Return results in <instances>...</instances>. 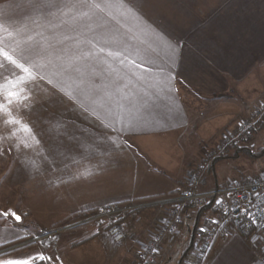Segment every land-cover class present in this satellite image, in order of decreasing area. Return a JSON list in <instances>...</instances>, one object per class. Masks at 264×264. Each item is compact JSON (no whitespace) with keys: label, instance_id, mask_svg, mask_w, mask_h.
<instances>
[{"label":"crops","instance_id":"crops-1","mask_svg":"<svg viewBox=\"0 0 264 264\" xmlns=\"http://www.w3.org/2000/svg\"><path fill=\"white\" fill-rule=\"evenodd\" d=\"M79 7L77 0H0V34H5L4 29L8 28L13 35L19 33L17 39L35 37L42 50H47V58H52L50 61H55L53 65L59 70L58 59L67 55L65 51L77 50L79 47L87 50L90 45L85 46L82 43H87L88 39L96 35V31H89L84 27L85 18ZM127 9L124 4L112 0L105 13L100 14L102 22H106L113 32H117L122 26L130 25L121 20V14L123 15L121 11ZM111 17L116 19L113 20ZM88 24L92 29H97L95 22L88 21ZM119 34L131 38L132 41L137 37L133 33ZM54 67L49 66L48 73L55 72L54 75H59ZM258 68L259 74H264L262 53ZM208 70L211 75L216 76L208 77L210 81L206 83L200 80L202 83L194 86L197 94L188 91L191 96L194 95L193 101L188 99V94L177 88L172 74L173 78L167 79L161 75L168 72L162 73L153 69L151 73L153 78L154 75L156 78L161 77L160 81L142 83L137 80V76L142 73L140 70L135 69L130 63H120L113 69L114 76L111 79L114 80L111 83L107 81L84 83V72L79 73L82 75L79 77V82L83 85L82 97L72 95L70 89L66 90L64 87V91L75 101L74 105H48L39 109L37 115L42 118L53 114L57 117L52 121L54 136L49 143L54 151L57 147L66 149L70 169L68 171H74V163L79 162L73 153L79 149L77 145L79 139L84 137L83 130L78 135L75 134V123L83 122L100 134L109 132L110 127L105 125H111L115 121L116 128L122 133L120 136L112 133L108 141L100 139L99 142L100 146L107 150L106 153L110 154V167L103 170L104 177H100V182L103 186L109 185L110 188L98 194L94 192V185L91 183L68 185L69 193L66 199L57 210L58 205L54 206L51 216L79 217L102 205L139 200L152 202L145 209L131 214L125 221L123 224L125 240L122 244L112 243L107 238L105 227L95 226L86 231L81 241L74 240L70 244L71 252L67 264H138L142 249L151 236L156 234L161 221L169 214L170 205L161 203L167 198L181 195L186 188L189 174L195 165L204 160L201 147L208 144L209 137L199 136L198 130L203 134L204 124L212 122V118L218 115L217 111L214 113L216 115L210 116L211 111L204 103L210 99H218L215 93L218 89L215 86L217 72L226 78L225 83L229 80L227 75L231 73L219 71L215 66ZM251 72L253 71L249 70L244 74ZM230 77L232 85L230 88L226 87L230 92L223 94L221 98L233 93L235 84L240 81L235 76ZM53 80L60 81L58 76H53ZM90 84L93 88L88 91ZM180 97H183V103ZM188 105H191V108H195L193 105L203 106L204 117L201 120L194 118L195 111L188 110ZM233 116L234 114H226L221 117L224 120L222 122H227L223 129L230 125ZM88 133L91 134V131L88 130ZM112 142L121 143L122 149L113 150ZM93 152L94 150H90L86 155L88 161L93 162V168H97L100 166L99 163H95L94 158L89 156ZM9 162L10 158L6 163L0 162V174ZM221 165L222 163L217 166L215 174L208 179L205 190L233 182L232 175L218 172ZM183 215L181 232L176 237H168L162 243L156 264H183L186 257H189V260L190 257H195L196 247L203 239L205 230L212 227L215 224L213 221H219L220 218L213 209L202 211L189 208ZM10 227L9 222L8 226L2 224L0 236L10 234ZM21 234L28 235L27 232ZM203 264H264V234L256 233L247 238L238 230H234L228 238L214 243L210 256Z\"/></svg>","mask_w":264,"mask_h":264},{"label":"rangeland","instance_id":"rangeland-1","mask_svg":"<svg viewBox=\"0 0 264 264\" xmlns=\"http://www.w3.org/2000/svg\"><path fill=\"white\" fill-rule=\"evenodd\" d=\"M142 3L143 15L135 11H121L123 13V15L121 14V20L130 25H124L120 30H117L125 35L130 33L137 35L128 47V53L132 59H152L154 64L162 66L166 72L168 67L171 66V74L175 79V85L182 93L188 94V99L192 101L194 100V95L191 96L192 94L189 92L198 93L194 86L203 81L204 83L210 81V79H207L208 77L211 78L213 76L215 78L216 75H211L208 72L210 67L214 68L215 66L219 71L231 72L227 75L229 80L226 83L224 82L226 78L217 72L215 86L218 89L215 90V93L218 99H210L204 103L211 111L210 116L216 115L214 113L218 111L217 117H214V119L218 118V120L214 121L212 118V122H206L202 128V130L205 129L203 134L198 130L199 136L204 137L207 135L209 139H207L208 144L201 147L205 154H202L204 160L195 165L189 177L196 170H202L203 178H207L208 181L210 177H208L207 170L204 169L207 166V154L209 156H213L216 153L220 154V149L225 148L223 145H228L230 141L236 142L238 136L253 127L264 115V74L260 75L258 71L261 53L264 55V0H142ZM124 5L128 7L127 3ZM116 12L118 13V11ZM117 19L120 20L118 17ZM160 30H163L173 38V42L179 39L183 43L186 53L196 51V55L194 57L189 55L188 58L182 59L179 55L181 49L177 48L172 51L163 43ZM87 44L82 43L85 46ZM113 47H116L114 43L105 45V53H100V45H97L94 50L96 53L95 58L89 56L84 59H75L74 57L78 56L81 50L86 49H80L81 47H79L77 50L65 51L68 56L64 55V57L58 59L59 66L63 65L71 71V79L60 68L58 70L54 67L55 61L49 66L58 70L59 75H54L55 72L53 74L49 73V75L52 77L58 76L66 90L70 89L72 95L82 97L83 85L79 82V77L82 75H79V73L84 72V83H90L91 81L103 83L107 81V83H111L114 80L111 79L114 76L113 69L116 65H120L121 62L119 59H113L106 55ZM73 53L75 55L71 56ZM51 59L46 57L45 61H50ZM76 67L80 68L79 71H72ZM154 70H159V68H154ZM249 70L253 72L244 74V72ZM162 76L168 77V74H162ZM200 76L202 79H200ZM230 76H235L240 81L238 80L239 82L235 84L234 94L231 92L226 98H221L223 94L228 93L229 90L227 88L232 85ZM160 78H156L155 75L153 78L151 73H140L137 76V80L142 83H149L150 81L156 83L160 81ZM92 88L93 86L90 84L88 91H91ZM180 101H183V97H180ZM193 106L195 108H191V105H188V110L195 111L194 118L201 120L204 117L202 112L204 107L201 105ZM226 114H234V116L232 122L229 123L230 125L227 124L229 126L223 129L227 122H222L224 120L221 117ZM75 127L76 131L78 130V132L75 131V134L78 135L83 130L84 137L79 139L81 142H77L79 149L73 153L79 160V162L74 163V171H68L70 169H68L66 149L59 147L55 149L58 167H53L49 172L40 170L41 162L35 153L23 157L27 162L25 171H22L19 166L14 167L12 165V156H9V164L1 170L0 207H18L21 213H30L25 217L22 226L16 228L18 232H27V234L40 233L41 235L52 233L78 218L76 216L69 218L51 216L54 206L58 205L57 210L66 199L69 193L68 185L91 183L94 185V192L98 194L104 189L110 188L109 185L103 186L102 182H100V177H104L102 175L103 170L110 167V154L106 153L107 150L99 144L100 139H102L100 134L90 129L83 122L75 123ZM88 130L91 131V134L88 133ZM29 142L31 143V141ZM96 145L100 146V148ZM250 146L256 152L264 147V131L254 135ZM90 150H94V152L89 156L94 158V162L100 165L97 168H93V162L88 161L86 153ZM230 155L232 156L233 152ZM101 166L102 168H100ZM218 172L223 175H232L234 177L233 182L243 181L244 179H258L264 175V162L262 160L250 161L241 156L234 161L222 162ZM179 196L167 198L161 204L166 205L172 200L178 199ZM54 199L56 201H53ZM128 203L145 206L151 205L152 202L139 200ZM9 223L11 227L14 226L11 220H9ZM0 224V227H2L3 222H0ZM93 227H95L93 224L86 225L49 238L51 247L47 249L48 253L52 256H59L62 264H67L71 252L70 244L74 240L81 241L86 231L93 229ZM256 233L264 234L253 229L252 234ZM154 236H151L146 245L150 244ZM54 237H59V239ZM110 241L113 243L112 240ZM30 250L31 248L28 247L24 249V251ZM191 255L192 252L190 253ZM194 258L190 257L189 260V257H186L183 264H192ZM56 264H60V262H56Z\"/></svg>","mask_w":264,"mask_h":264},{"label":"snow or ice","instance_id":"snow-or-ice-1","mask_svg":"<svg viewBox=\"0 0 264 264\" xmlns=\"http://www.w3.org/2000/svg\"><path fill=\"white\" fill-rule=\"evenodd\" d=\"M111 2L112 0H77L79 10L85 18L84 27L89 31H96V35L87 40L90 47L87 50H81L74 58L84 59L89 56L95 58L94 50L97 45H100L99 52L105 53V45L114 43L116 47L111 48L106 53L107 56L119 59L121 64L130 63L144 74L152 73L154 68H159L163 73L165 69L154 64L152 59H132L128 53L132 39L119 34L118 31L113 32L106 22H102L100 14L105 13ZM117 2L121 5L127 3L128 11L143 15L142 0H117ZM111 19L115 18L111 17ZM88 21L95 22L99 31L92 29ZM160 31L163 43L170 50L181 49L179 55L182 59L188 58L189 55L193 57L196 55V51L186 53L179 39L173 42V38L166 32ZM4 33L0 34V162L6 163L9 156H12V165L19 166L22 171H25L27 162L23 157L35 153L41 162L40 170L49 172L53 167H58L54 148L49 143L54 136L52 121L57 117L53 114L42 118L37 113L40 108L48 105H74L75 101L64 91V84L58 80L54 81L49 75L48 67L52 61L45 62L48 52L42 50L35 37L17 39L19 33L13 35L8 28L4 29ZM59 68L71 79V71L68 68L63 65ZM72 71H79V68H73ZM167 72V79H172L171 66L168 67ZM105 127L111 129L109 132L100 133V137L105 141H108L112 133H116L117 136L122 135L116 128L115 121ZM112 147L113 150L122 149L123 145L112 142ZM262 197L264 193L257 192L248 202L253 204L255 200H260V203L255 206L264 209ZM242 198L248 199L247 196ZM216 204L222 205L223 201L218 199ZM107 207H100L98 211L104 213ZM245 212L255 221V212L250 208H246ZM29 214L28 212L21 213L18 207H0V222L8 226L11 220L14 224L9 228L10 234L0 236V264H56V262L62 264L59 256H52L47 251L51 247L49 236L52 234L29 233L27 236H22L16 231V228L22 226L25 217ZM97 220L99 224L104 223L99 217ZM260 222L264 223V214L260 217ZM213 223L219 224V221H213ZM98 231L99 228H97ZM54 238L59 239V237ZM119 238L117 236V239ZM26 247L31 250L24 251ZM152 251L158 253L160 249L157 247Z\"/></svg>","mask_w":264,"mask_h":264},{"label":"built area","instance_id":"built-area-1","mask_svg":"<svg viewBox=\"0 0 264 264\" xmlns=\"http://www.w3.org/2000/svg\"><path fill=\"white\" fill-rule=\"evenodd\" d=\"M221 151V149H220ZM202 180V170H196L187 181L186 189L178 199L172 200L166 205H170L169 214L160 223L157 234L149 245L144 246L141 251V258L138 264H156L159 252L152 249L159 248L166 237H176L180 233V227L183 224V211L187 207L201 208L210 202L213 203V209L219 214V224L215 223L213 227L207 230V234L198 243L196 247V256L192 264H203L210 256L213 245L218 240L228 238L234 230L247 224L255 230L264 233V223L260 222V217L264 214V209L257 208L255 205L260 200H255L249 204L257 192L264 193V175L258 179H251L247 183L230 182L227 185L216 190L200 189ZM247 196L248 199L242 197ZM222 200V205H217L216 200ZM261 199H264L262 197ZM108 206L104 213H100V207ZM149 205L141 206L134 203L126 204H108L102 205L95 210L87 212L81 218L75 219L72 223L61 229L53 231L49 238L65 231L77 229L86 225L104 226L107 237L115 244H122L125 240L123 224L133 213L141 211ZM250 208L256 214L255 221L245 212ZM104 221L99 224L97 218ZM117 236L120 238L117 239Z\"/></svg>","mask_w":264,"mask_h":264},{"label":"trees","instance_id":"trees-1","mask_svg":"<svg viewBox=\"0 0 264 264\" xmlns=\"http://www.w3.org/2000/svg\"><path fill=\"white\" fill-rule=\"evenodd\" d=\"M261 131H264V115L262 116L261 119H259V121L253 127L247 129L243 134L238 136V140L236 142L230 141V143L228 145H223V146H225V148L221 150L220 154L216 153L213 156L212 155L209 156L207 154V158H206V165L207 166H206V168L204 167V169L207 170L208 177H211L215 174V170L220 163H222L224 161H228V160L234 161V160H237L241 156L249 159L250 161L255 162L258 160H262L264 162V147L260 148L256 152L250 146L251 142L253 141L254 135L258 132H261ZM232 152H233V155L231 156L230 154ZM249 180L250 179H246V180L244 179L243 181H240L238 183H247V182H249ZM206 183H207V178L204 179L202 176V180L200 182V189L205 190ZM221 187H223V186L215 187V188L207 189V190H216V189H219ZM212 202H210L209 204H207L201 208H193V209H200L202 211H208L209 209H213V203ZM116 204H124V203H116ZM189 208L192 209V207H187L185 210H187ZM213 210H215V209H213ZM184 211H183V214H184ZM88 212H90V211H88ZM86 213L81 214L78 218H81ZM210 228H208V229H210ZM208 229L205 230L206 232L204 233V237L206 236ZM253 229H254L253 227H250L247 224H245L243 227H239L238 231L244 237L249 238L251 236V234L253 233Z\"/></svg>","mask_w":264,"mask_h":264},{"label":"bare ground","instance_id":"bare-ground-1","mask_svg":"<svg viewBox=\"0 0 264 264\" xmlns=\"http://www.w3.org/2000/svg\"><path fill=\"white\" fill-rule=\"evenodd\" d=\"M95 226V225H94ZM97 226V225H96ZM100 226V225H99ZM102 226V225H101Z\"/></svg>","mask_w":264,"mask_h":264}]
</instances>
